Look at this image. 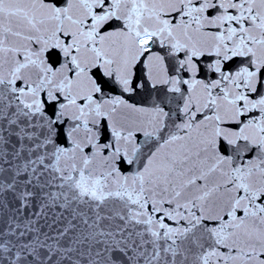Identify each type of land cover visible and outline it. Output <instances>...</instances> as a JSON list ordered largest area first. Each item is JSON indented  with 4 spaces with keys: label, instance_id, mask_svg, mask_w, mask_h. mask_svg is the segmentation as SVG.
<instances>
[{
    "label": "snow or ice",
    "instance_id": "1",
    "mask_svg": "<svg viewBox=\"0 0 264 264\" xmlns=\"http://www.w3.org/2000/svg\"><path fill=\"white\" fill-rule=\"evenodd\" d=\"M0 264H264V0H0Z\"/></svg>",
    "mask_w": 264,
    "mask_h": 264
}]
</instances>
